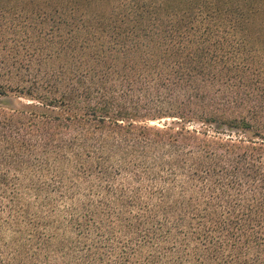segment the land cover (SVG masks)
Segmentation results:
<instances>
[{"label": "trees", "instance_id": "obj_1", "mask_svg": "<svg viewBox=\"0 0 264 264\" xmlns=\"http://www.w3.org/2000/svg\"><path fill=\"white\" fill-rule=\"evenodd\" d=\"M254 1L0 0V264H264Z\"/></svg>", "mask_w": 264, "mask_h": 264}, {"label": "rangeland", "instance_id": "obj_2", "mask_svg": "<svg viewBox=\"0 0 264 264\" xmlns=\"http://www.w3.org/2000/svg\"><path fill=\"white\" fill-rule=\"evenodd\" d=\"M264 0H261L260 2L258 0H255L256 4L259 6L263 3L261 8L258 11H255L252 16V27L251 31L256 33L260 29H264ZM164 122V120H162ZM162 122H153V124H161ZM5 237V236H4ZM6 238V237H5Z\"/></svg>", "mask_w": 264, "mask_h": 264}]
</instances>
